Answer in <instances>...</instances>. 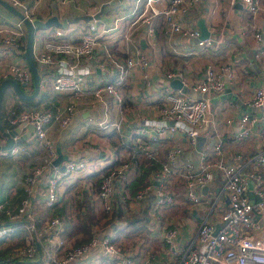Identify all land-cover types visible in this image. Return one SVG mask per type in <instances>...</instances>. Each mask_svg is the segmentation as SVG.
<instances>
[{"label":"built area","instance_id":"obj_1","mask_svg":"<svg viewBox=\"0 0 264 264\" xmlns=\"http://www.w3.org/2000/svg\"><path fill=\"white\" fill-rule=\"evenodd\" d=\"M9 1L21 8L29 18H35L27 1ZM140 1L142 5L140 8L135 6L133 12L136 14L125 32L126 43L130 41L134 29L142 24L154 37L155 17L162 15L166 36L172 38L185 34L195 37L201 48L219 45L218 40L202 36L198 26H190L181 18L196 9L201 0H166L165 7L158 5L160 0H136ZM237 1L230 0L231 6ZM241 1L249 11L264 13V0ZM76 3L81 6L80 1ZM124 17L123 14L116 16L112 26H106L100 18L94 17L81 25L79 22L82 20H78L76 26L53 24L35 31L32 53L38 66L45 69L44 78L40 79V92L51 96L65 95L71 99L59 104L56 110L45 105L11 107L9 110L6 129L21 121L33 123L35 140L48 149L50 156L46 163L31 164L23 181L26 195L17 207L0 203V208L5 210L10 220L16 221L23 216L27 218L23 225L28 229V240L13 247L11 253L15 258L34 257L39 251L37 243L42 239L44 264H75L74 261L87 254L97 255L101 264H137L135 246L116 243L109 221L118 203L116 181L119 178L131 179L137 162L133 164L131 160H123L102 172L100 187L95 191L91 205L102 213L103 219L93 225L92 234L83 241L78 242L76 237L66 233L65 220L60 214L46 218L38 228L33 210L29 208V197L47 164L52 169L42 181L44 205H54L61 199L63 181H72L77 173L94 171L100 166L98 159L88 156L68 159L63 167L54 164L57 152L48 140L49 124L58 121L62 126L68 125L75 112L76 98L89 97L95 101L109 93L121 103L122 87L137 62L143 67L142 75L146 82L151 80L146 70L149 59L141 49L125 54L104 38L109 29L121 25ZM77 25L81 27L80 32ZM26 35L27 28L21 18L15 23L0 24V43L8 51L4 53L6 60L0 59V81L5 77H14L26 85L33 83V73L27 59L25 56L23 60L18 58L19 51L21 54L25 51ZM254 37L258 45L257 60L264 72V26L256 28ZM238 64L242 71H247L246 64L239 56L219 63L209 60L203 76L192 85L193 92L200 95L187 91L185 83L181 87L169 86L164 89L157 105L159 115L144 118L139 136L132 142V148L141 158L157 159L161 167L152 169L147 183L135 194L126 185L123 202L134 198L143 200L153 190L152 207L159 214L155 221L161 227L160 236L172 264H264V150L244 152L238 147L252 137L257 125L264 134V87H256L248 99H242L244 103L260 107L259 113L244 111L237 118L230 116L226 119L228 123L238 126L231 142L219 137L211 146L200 147L199 144L203 126L211 122L212 98L221 94L227 83L237 82ZM96 69L100 73H96ZM172 74L168 72L169 76ZM48 81L50 83L47 85ZM108 123L105 117L99 124L105 126ZM112 124L118 131L123 127L122 119ZM178 129L184 131L188 143L198 151L197 158H185L184 142L177 139L169 146L166 159L161 160L159 146L165 131L173 134ZM5 143L6 136H0V144ZM27 148V144L21 141L7 148L0 147V158L18 155ZM129 168H132L133 174L123 177ZM177 177L183 181L184 193L168 184ZM157 178L158 183L155 182ZM204 185L207 186L206 190L202 189ZM212 187H216L217 194L213 199H208ZM181 195L193 206L191 210L204 211L200 220H191L196 221L191 224L189 237L184 236L186 223L183 219L173 221L167 217L160 218L159 213L162 207L180 201ZM225 195L228 203L225 202ZM13 221L0 225V238L16 232L18 223ZM218 222L223 224L217 229ZM152 259V256L147 257L140 264H153ZM9 264L14 262L10 261Z\"/></svg>","mask_w":264,"mask_h":264},{"label":"crops","instance_id":"obj_2","mask_svg":"<svg viewBox=\"0 0 264 264\" xmlns=\"http://www.w3.org/2000/svg\"><path fill=\"white\" fill-rule=\"evenodd\" d=\"M25 1H27L33 11L34 17H41L43 19L53 14H57L62 19L66 16L95 13L101 8L103 3H106L104 11L99 17L104 25L112 26L116 16L121 14L125 16L119 27L111 28L107 31L106 36H104L106 41L113 47L124 51L125 54L135 53L138 49H141L148 56L149 63L146 70L151 77L149 83L146 82L142 75L144 71L143 67L137 62L131 71L128 81L122 87L123 100L121 103L115 101L109 93H106L102 99L95 101H92L89 97L76 98L75 112L70 123L62 126L58 121L52 122L47 129V135L50 145L56 149L57 155L59 153L58 150L67 155V158L62 163L68 159L81 156L96 158L103 166L115 160L119 162L131 160L133 164L137 162L136 167L135 165L133 166L135 167L134 174L132 167L127 169L126 175L123 176L126 177L133 174L131 179L119 178L116 181L118 203L110 219L114 215H116L117 219L114 222L111 221L112 231L118 236V239L121 241L120 243L135 246L134 255L137 264H140V262L150 256L153 257V264H172L169 261L168 253L165 252L160 236L161 227L157 226L155 221L156 216H159V214L152 207L155 196L153 190L143 200L134 198L128 200L127 203L123 202L126 185H128L129 191L132 194H135L138 189L134 191L132 190V186L133 181L139 176L140 171L138 172L137 169L144 159L134 151L132 142L139 136L143 119L159 115L157 107L159 96L167 87H175L173 81L179 79L182 84L185 83L188 88L187 91L190 90L192 93H196L193 92L192 85L203 76L205 64L209 60L219 63L228 58L239 56L246 64L247 71H242L241 65L238 64L237 82L227 83L225 90L212 98L211 122L203 126L199 144L200 147L202 145L211 146L219 137L224 138L226 142H231L234 139L238 126L236 123H228L226 119L230 116L237 118L244 111L257 113L261 111L260 107L244 103L242 99H248L256 87H264V72L257 60L258 45L254 37L256 28L264 26V13L249 11L241 0L237 1L233 6H231L230 0H201L196 9L189 14L181 16L188 25L198 26L200 29V22H202L210 31L208 36L219 41L217 47L207 46L201 48L197 44L195 37L185 34H177L172 38L166 36L162 15L155 17L156 35L154 37L148 34L145 24H142L134 29L130 41L126 43L124 38L125 32L136 14L133 10L135 6L140 8L142 1L120 0L116 3H111V0H99L100 5H91L87 0H83L85 4L81 6L62 2L63 0ZM61 3L67 5H61ZM166 4V0H160L158 3L160 7H165ZM66 10L72 15L65 13ZM78 11L81 12L79 13ZM19 19V16L10 10L6 9L0 12V24L6 22L15 23ZM80 20H82L79 22L80 25L87 21L86 19ZM77 21L69 22L68 26H76ZM80 25H77V31L79 32L81 30ZM3 48L4 46L0 43V59L5 61L6 56L4 53L7 54L8 51ZM19 53L18 58L20 60L26 59V56L23 58L24 53L21 54V51ZM39 69L45 70L40 65ZM169 71L173 73L171 76L168 75ZM96 73H100L99 69H96ZM43 78L44 76H41L42 80ZM49 83L50 81H48L47 85ZM24 88L28 92H31L34 86L27 84ZM196 94L200 95L201 93L197 92ZM44 95L43 91H39L35 97L36 101H40V98ZM47 96L55 98L58 102L56 103L60 105L67 102L69 98L71 99V97L67 99L65 95ZM20 98L11 87L7 88L2 102L6 115L9 114L8 110L10 106L15 105L17 101H22ZM47 102V100L43 101L39 106L46 105ZM105 117L109 123L102 126L99 123ZM121 119L123 127L118 131L112 123ZM17 125H13L12 127H16ZM115 131L120 134L119 148L110 137ZM28 132L29 127L25 125L20 128L17 135V137H24V140H21V142L27 144V150L21 151L15 156L4 155L5 157L2 159L0 165V203L3 202L7 207H17L20 204L23 192H25L23 185L24 176L31 164L46 163L50 159L48 149L35 140L34 130L30 135ZM165 132V135L161 139L163 142L159 146V157L161 160L166 159L169 146L177 139L184 142L186 149L183 156L185 158H197L198 151L188 143L183 130L178 129L173 134L170 131ZM238 147L244 152L264 150V134L261 132L260 125L254 128L252 137L238 145ZM51 169V165L47 164L35 190L32 192L31 197H29V208L31 211L33 210L35 217H41L43 220L48 218L49 214H46V210L43 207L44 195L42 194V189L44 186L42 181ZM94 171L77 173L72 181L66 180L62 184L65 198L76 196L81 201V203L76 202L75 198L71 199V201L68 200L63 217L66 233L76 237L77 240L87 239L93 225L100 222L102 218V213L95 210L91 205L97 184L95 176L92 175ZM150 176L151 172L148 178ZM155 182H159L158 178L155 179ZM168 184L179 192L184 187L183 181L179 177L174 178L170 182L168 181ZM81 187L82 191H80ZM225 202L228 203L226 195ZM192 207L190 202L181 195L180 201L175 204L166 205L159 210L160 218L167 217L173 219V221L183 219L186 223L183 233L184 236L189 237L192 233L191 224L193 221H196L191 220H200L204 212L203 210H191ZM3 212L5 210L0 208V213ZM135 215H137L136 218L127 219ZM97 217L100 220L93 222ZM21 219H23L21 220V223H23L27 218L23 216ZM7 221L8 219L5 214H1L0 223ZM85 222L89 223V228L85 227ZM140 231L145 234H142ZM28 234V229L20 226L9 237L10 239L5 241L4 245L11 244L14 247L21 242L24 243L28 240ZM39 242L43 245L42 239ZM38 255H40L39 252ZM24 259L17 258L14 264H29ZM98 262L97 255L93 254L84 255L78 261H74L75 264H101ZM38 264H44L43 260Z\"/></svg>","mask_w":264,"mask_h":264},{"label":"water","instance_id":"obj_3","mask_svg":"<svg viewBox=\"0 0 264 264\" xmlns=\"http://www.w3.org/2000/svg\"><path fill=\"white\" fill-rule=\"evenodd\" d=\"M120 0H111V3H116ZM0 3L13 12L14 14L18 15L19 18H21L27 28V35H26V47L24 54L26 56V59L29 63V66L32 70L33 73V83H34V89L31 92H28L24 86L26 85L25 83H20L17 79L14 77H5L0 81V130L3 133L4 136H6V143L5 144H0L1 148H7L10 147L13 143L15 142H20L21 140H24V137H16L17 134L19 133V130L22 126L27 125L29 127V135L33 132L34 130V124L29 123L26 121H21L16 127H11L9 130L6 129L5 123L2 121V102L3 98L5 95V92L8 87H11L20 97L26 98V99H32L35 98L39 91H40V79L41 76L44 74V70H40L39 66L33 56L32 53V47H33V42H34V36H35V31L37 28H42L46 27L49 25L57 24V25H62V26H67L69 22L72 21H77L80 19H86V20H92L94 17L99 18L104 11V7L106 3H103L101 5V8L95 12V13H86V14H81V15H74V16H66L62 19L57 14L50 15L46 19H43L41 17H36V18H29L26 16V14L20 9L18 6L14 5L11 3L9 0H0ZM201 24V29H202V36H208L210 33L209 29L200 22ZM173 84L176 87H181L182 82L179 81V79L173 81ZM199 140H201V137H199ZM59 153L57 157L54 159V163L57 165H60L61 167L64 166V159L67 158V155L63 154L60 150H58ZM202 189L206 190L207 186L204 185ZM251 197L254 198V194L251 192ZM222 222H218L217 224V229L222 225ZM38 247H39V257L38 260H41L43 257L42 254V245L38 241Z\"/></svg>","mask_w":264,"mask_h":264},{"label":"trees","instance_id":"obj_4","mask_svg":"<svg viewBox=\"0 0 264 264\" xmlns=\"http://www.w3.org/2000/svg\"><path fill=\"white\" fill-rule=\"evenodd\" d=\"M24 56H25V54H24ZM32 86H34V83H32ZM46 95V94H45ZM43 96L42 98H40V101H36V99L35 98H32V99H26V98H20L21 100V102H16L15 103V105H12V106H10V107H15V108H21V107H23L24 105H32V106H39L40 105V103H42L43 101H48L47 103H46V105L45 106H47V107H49V108H51V109H53V110H56V108L58 107V105L59 104H57L58 102L56 101V99L54 98H49L47 95V98H46V96ZM45 99V100H44ZM57 102V103H56ZM10 107H9V110H10ZM9 110H8V113H9ZM1 117H2V121L5 123V125H8V123H9V121H8V115H6L5 113H4V110H3V107H2V114H1ZM0 136H4L3 135V133L1 132V130H0ZM111 140L114 142V143H116L117 144V147L119 148V140H120V134L117 132V131H115V132H113L112 134H111ZM118 160H115V161H113V162H110V163H108L107 165H105L104 167H103V171H107V170H109L110 168H112L113 166H115L116 164H118ZM161 167V162L159 161V160H157V159H148V158H144L143 159V161L140 163V165H139V167H138V169H137V171L139 172V176H137L136 178L137 179H135L134 181H133V186H132V190H136L137 188L139 189L141 186H143V185H145L146 183H147V181L149 180V178H148V175L150 174V172H152V169L153 168H156V169H159ZM92 175L93 176H95V179H96V181H97V184H96V189L95 190H97L98 191V189H99V185H100V183H101V180H102V171H94L93 173H92ZM148 178V179H147ZM98 183H99V185H98ZM79 190H80V188H78ZM137 189V190H138ZM80 191H82V187H81V190ZM26 195V192H23V196H22V198L24 197ZM21 198V199H22ZM73 198H75L76 199V202H80L81 203V201H80V199L78 198V197H76V196H72V197H69V198H65V195L63 194L62 195V197H61V199L58 201V202H56L54 205H44L43 207L45 208V212H46V214H49V216H48V218L49 217H52V216H54L55 214H60V215H62L63 217H64V211H66V203H67V201L69 200V201H71V199H73ZM89 206V205H88ZM91 207V206H90ZM92 209V208H91ZM93 211V210H92ZM1 214L3 215V214H5V216L7 217V219H8V221L7 222H11V221H13V220H10L9 219V217H8V215L5 213V212H3V213H0V216H1ZM95 215V214H94ZM89 216V215H88ZM97 216V215H96ZM136 216L137 215H135V216H133V217H131V218H127L128 220L130 219H132V218H136ZM36 218V224H37V226H38V228H40L41 227V225H42V223H43V221L45 220H43L41 217H35ZM117 218H116V215H114V217L112 218V219H109V221H112V222H114V220H116ZM21 220H23V219H17L16 221L14 220L13 222H16V223H18V225H17V230H18V228L21 226H24L25 227V225H22L23 223H25L26 222V220L23 222V223H21ZM100 220V218H96L95 220H93V222L94 221H99ZM135 220H137V219H135ZM133 222H134V220H132ZM7 222H5V223H7ZM92 222V223H93ZM112 222H111V225H112ZM1 224H3V223H0V225ZM89 223L88 222H85V227L86 228H89ZM26 228V227H25ZM27 229V228H26ZM16 230V231H17ZM92 231H93V229L90 231V234H89V236L92 234ZM15 233V232H14ZM14 233H12L10 236H5V237H2V238H0V264H9V262L10 261H13V262H15V260L17 259V258H15V257H13L12 256V249H13V247H12V245L11 244H7V245H2V243H5V241L9 238V237H11ZM88 236V237H89ZM113 240L116 242V243H118V244H122V243H120L121 241L118 239V236L117 235H114V237H113ZM80 241H83V240H78V242H80ZM21 243H23V242H21ZM21 243H19V244H21ZM14 246V245H13ZM39 252V251H38ZM38 252H37V254L35 255V257H23V258H25L24 260H27L26 261V263H29V264H38L40 261H42V260H38V257H39V255H38Z\"/></svg>","mask_w":264,"mask_h":264},{"label":"rangeland","instance_id":"obj_5","mask_svg":"<svg viewBox=\"0 0 264 264\" xmlns=\"http://www.w3.org/2000/svg\"><path fill=\"white\" fill-rule=\"evenodd\" d=\"M62 1V0H61ZM79 0H68V1H62V2H67V3H72V4H77L76 2H78ZM89 3H91V5H100L99 4V0L97 1V0H87ZM80 2H81V5H84L85 3H83L84 1L83 0H80ZM0 12H1V10H6L7 8H5L1 3H0ZM61 5H67V4H65V3H61ZM69 5V4H68ZM3 6V7H2ZM8 10V9H7ZM79 13L81 12V11H78ZM31 13L33 14V11H31ZM65 13H68V14H70V15H72L71 13H69L68 12V10H66L65 11ZM4 157L5 156H2L1 158H0V165H1V163H2V159H4ZM56 158V157H55ZM54 158V159H55ZM57 165V164H56ZM99 168L98 169H96L95 171H102L103 172V165H101V162H99ZM184 190H185V187H183V189H182V193H184ZM216 194H217V189H216V187H212L211 188V192H210V194L207 196L208 197V199H213L215 196H216ZM220 210L222 211V209L220 208ZM141 233H142V231H140ZM142 234H145V233H142ZM135 237H136V235H135ZM140 238V237H139ZM8 239H10V238H8ZM4 243H2V245H3ZM125 244V243H124ZM1 245V244H0Z\"/></svg>","mask_w":264,"mask_h":264}]
</instances>
